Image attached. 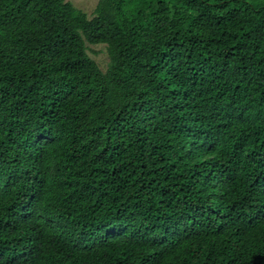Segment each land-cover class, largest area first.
Returning a JSON list of instances; mask_svg holds the SVG:
<instances>
[{
  "label": "trees",
  "instance_id": "trees-1",
  "mask_svg": "<svg viewBox=\"0 0 264 264\" xmlns=\"http://www.w3.org/2000/svg\"><path fill=\"white\" fill-rule=\"evenodd\" d=\"M0 264H264V0H0Z\"/></svg>",
  "mask_w": 264,
  "mask_h": 264
},
{
  "label": "rangeland",
  "instance_id": "rangeland-1",
  "mask_svg": "<svg viewBox=\"0 0 264 264\" xmlns=\"http://www.w3.org/2000/svg\"><path fill=\"white\" fill-rule=\"evenodd\" d=\"M69 1L76 7L84 10L88 14V16L91 17L93 15V11L96 7V4L99 0H69ZM87 53L91 58H93L97 62L101 70L103 71L106 70L109 63V56L105 44L87 43Z\"/></svg>",
  "mask_w": 264,
  "mask_h": 264
}]
</instances>
